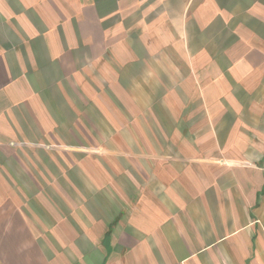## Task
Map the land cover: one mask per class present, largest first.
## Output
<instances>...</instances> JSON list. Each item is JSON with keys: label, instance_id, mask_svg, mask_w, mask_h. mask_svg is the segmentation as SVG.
<instances>
[{"label": "crops", "instance_id": "crops-1", "mask_svg": "<svg viewBox=\"0 0 264 264\" xmlns=\"http://www.w3.org/2000/svg\"><path fill=\"white\" fill-rule=\"evenodd\" d=\"M0 264H264V0H0Z\"/></svg>", "mask_w": 264, "mask_h": 264}]
</instances>
